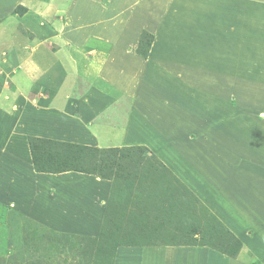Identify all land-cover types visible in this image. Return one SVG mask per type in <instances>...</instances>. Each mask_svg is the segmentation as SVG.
Wrapping results in <instances>:
<instances>
[{
	"label": "crops",
	"instance_id": "0c3cea01",
	"mask_svg": "<svg viewBox=\"0 0 264 264\" xmlns=\"http://www.w3.org/2000/svg\"><path fill=\"white\" fill-rule=\"evenodd\" d=\"M18 1L28 4L22 0H0L1 10ZM31 1L45 5L49 2ZM93 1L96 2L88 0L85 3L88 5ZM71 2L72 5H67L74 8L81 3ZM91 7L90 4L88 9L92 10ZM92 12L95 14L74 17L69 22L71 26L68 33L73 38L55 29L51 39H60L65 43L70 38L73 47L61 53L51 50L46 53L47 57L37 48V63L27 58L21 62L15 53L10 56L9 66L6 64L9 72H14L12 67L16 69L21 65L23 70L16 75V82L21 88L28 87L30 75L40 68L45 74L40 81L58 91L54 97L38 95L35 104L29 101L26 108L20 107L18 125L12 126V122L15 123L14 116L3 112L0 114V203L7 207V248L17 251L23 246L22 223L29 218L55 231L69 233L76 232L75 225L81 221L86 227L83 233L94 234L98 229L95 228L94 220L102 216L98 223L101 227L106 205L113 192V183L109 179L94 174L68 171L64 173H71V177L61 179L60 173L38 171L30 150L29 136L33 135L99 148L123 147L134 143L154 148L181 182L195 191L199 201L242 242L241 249L233 256L205 245L173 246L168 243L147 247L120 246L114 264H144L145 261L151 264H264V112L257 118L260 121L257 124L259 128L251 129L254 117L243 110L251 106H264V102L251 104L254 93L264 89V83L257 82L254 86L251 79L254 70H257V74L261 68L240 72L238 51L234 48L229 50V54H217L218 51L213 56L210 51L206 53L198 48L187 50L184 47L188 46V40L184 36L180 39L179 50H186L185 54L181 55L179 50L166 49L168 43L164 42L156 48L154 45L147 59L135 49V32L124 27L120 29L123 21L115 17L116 13L120 14V9L107 7L106 11L102 9L99 12L100 15ZM197 15L189 16L187 23L200 21V26H204L205 22ZM86 21L96 22L91 26L78 27ZM154 25L152 22V26L148 27L156 30L157 25ZM184 26H187L186 22ZM39 33L45 34L44 31ZM233 38L226 39V42H231ZM94 53L102 57V60L95 61L98 66L96 69L98 75L103 77L102 81L111 87L112 94L98 87L89 90L86 79L83 80L84 75L82 77L80 72L68 70L78 67V58L86 60L87 56L89 58ZM242 55L244 57L246 53ZM221 57V61L228 65L221 64ZM169 70L179 73L181 79L179 82L172 79L162 84L158 77ZM71 73L76 75L75 85L70 84L62 90V75ZM177 85L182 87V91L183 88L189 90L195 87L196 97L185 95L177 98ZM81 88L82 91L79 90ZM67 89L74 93L67 92ZM158 89L163 90L160 101L156 96ZM146 93L148 97L143 96ZM187 93L190 94L189 91ZM238 96L244 97V101L248 100V104L238 102ZM165 99L168 102L162 105ZM255 100L263 101L264 97ZM124 103L131 106L132 114L129 117L130 125L126 124L122 133L116 118ZM163 106L170 110L165 109L167 113H172L170 120L167 113L160 114L159 110ZM178 113L181 116L188 115V118L182 117V121L176 118V124L173 116ZM5 114L7 116L4 117ZM203 117L206 119L202 121ZM208 121H214L218 127H202ZM163 122L171 124L172 132L179 131L180 134L177 137L169 135V132L164 134L160 129ZM224 130H227V134L222 136ZM158 132L163 134L159 140ZM151 133L153 135L150 136ZM110 135L112 139L108 140ZM180 136L183 142H177ZM114 140L120 143L116 144ZM254 143H260L261 147H255ZM164 153L167 155L164 156ZM47 190L49 193L45 194ZM63 216L67 218L66 222H62ZM1 258L0 264H7L8 260Z\"/></svg>",
	"mask_w": 264,
	"mask_h": 264
},
{
	"label": "rangeland",
	"instance_id": "374dc122",
	"mask_svg": "<svg viewBox=\"0 0 264 264\" xmlns=\"http://www.w3.org/2000/svg\"><path fill=\"white\" fill-rule=\"evenodd\" d=\"M22 1H27L28 4L18 1L4 10H1L0 7V114L3 112L14 116L15 123L12 122V126L20 124V119L18 120L20 107L26 108L29 101L35 104L38 95L54 97L58 91L49 88L40 81L45 75L40 68L32 76L30 75L28 87L21 88L16 82V75L23 69L19 65V68L16 69L12 67L11 70L14 72H9L6 64L9 66L10 56L16 53L21 62L27 58L31 62L37 63L39 59L38 53L35 51L37 48L42 50L47 57L46 53L51 50L55 53H61L67 48L73 47V40L70 39L73 37H70L68 33V28L71 26L69 22L74 17L81 18V16L84 17L90 13L95 14L92 11L99 14L102 9L106 11L107 7L120 9V14H115L118 20L123 21L120 29L124 27L133 33L135 32L133 34H136L135 49L138 54L147 59L152 52L151 48L154 45L156 48L158 44L164 42L165 44L168 43L166 49L179 50L181 47L180 39L184 36V39L188 40V46L184 45L187 50L198 48L206 53L210 51L213 56L218 51L217 54L220 52L229 54L230 49H236L238 51V70L245 73L253 70V68H261L257 74L255 73L257 70H254L251 79L254 86L257 82L264 83V0H96L95 3L93 1L88 5L85 3L88 0H78L81 3L75 5V8L71 6L73 0H48L47 5L45 3H32L31 0ZM74 1L78 3V1ZM90 4L92 10L88 9ZM197 14L205 22L204 26H200V21L187 23L189 16L192 17ZM233 19H235L234 23H232ZM230 20L231 22H229ZM95 22L86 21L82 25L79 24L78 27L91 26ZM152 22L157 25L155 29L158 31L148 27L152 26ZM185 22L187 26H184ZM182 27L186 32L182 31ZM55 29L61 34L69 36L70 41L64 43L60 39H51L53 33L56 32ZM43 31L45 34L41 35L39 32ZM230 38H233L229 42L231 45L226 42V39L229 40ZM170 45L172 47H169ZM140 51H144L146 54H142ZM179 51L181 55L187 52L186 50L181 51V49ZM244 53L246 56L242 57ZM176 54L179 56L178 53ZM89 56L86 60L78 58L76 60L78 67L68 68V70H76V72H80L82 77L84 75L83 80L86 79V85L90 87L89 90L98 87L104 92L112 94L111 87L102 81L104 79L98 75L99 71L96 69L98 66L95 61L102 60V57L96 53ZM83 61L87 62L84 63ZM151 63H155V61ZM221 64L228 65L225 61H221ZM175 73L169 70L168 73L163 72V76L157 77L162 84L169 83L172 79L179 82L181 76L179 73ZM61 79L64 80L62 88L64 90L70 84H72L71 86L75 85L76 75L75 73L67 76L62 75ZM177 87L175 90L178 94L177 98L185 97V95L196 97L195 87L189 90L183 88V91L180 85ZM73 89L70 88L69 90ZM69 90L67 89V92L74 93V91ZM79 90L82 91V88ZM157 91L156 96L160 101V98L163 97V90L158 89ZM209 92L210 90L207 91V93ZM62 93L65 97L64 91ZM143 96L148 97V94H143ZM263 97L264 89L254 93L251 104L256 103L255 105H257V103L264 102V100H255V98L263 99ZM228 98L231 99V95ZM237 100L242 102L244 97L238 96ZM165 102H168V99H165L162 105H166ZM248 102V100L244 101L245 104ZM201 103H203L202 100ZM237 105L240 104L237 103ZM165 109L170 111L166 106H163L159 110L160 114L165 115L167 113ZM179 109L183 110L182 108ZM243 110L251 113L252 118L254 117L251 129L259 128L257 124H260V121L257 118L260 113L264 112V106L259 108L251 106V108H244ZM130 112L131 106L129 104L124 103L120 107L116 123L121 126L122 133H124V126L130 125L129 117L132 114ZM171 114V112L167 113L168 120L171 119ZM182 117L188 118V115L175 114L173 116L174 122L177 124V120L182 121ZM176 118L179 119L176 120ZM204 119L206 117H203L202 121ZM198 124L201 125L200 122ZM204 126L206 129L218 127L214 121L210 123L208 121L202 125V127ZM160 129L164 134L169 132V135L173 134L174 137L180 134L179 131L172 132L171 124L168 125L166 122L160 125ZM158 133L159 140L163 134L162 132ZM225 134H227V130L226 132L225 130L222 131L221 135ZM32 137L36 136H29V141ZM109 139H112L111 135L108 137ZM114 142L120 143L118 140H114ZM177 142H183L181 136ZM41 146L46 149V153H42L41 162L43 165L52 168H66L75 166V163L78 162L80 167L95 166L99 170L98 174L110 176L106 179L113 183V192L106 205L107 209L104 212L101 227H99V222H101L102 216L94 220L95 228H98L94 234L86 235L83 233L86 227H83L84 223L81 221L75 225L76 232L69 233V231H55L39 222H33L29 218L22 223L23 246H20L17 251L7 248L5 224V208L7 207L0 203V256H2L1 259L8 260L7 264H114L115 254L120 246L147 247L168 243L173 246L205 245L230 256L241 249L236 239L237 236L206 205L199 201L195 191H191L188 185L181 182L173 169L156 154L157 151L154 148L150 149L146 144L134 143L130 146L108 148L101 154H96L95 150L72 149L61 144L43 143ZM254 146L259 148L261 144L254 143ZM30 150L32 153L31 145ZM38 150L37 153L43 152L42 148ZM65 151L69 153V159L65 157L66 154H62ZM75 155H78L79 159ZM163 155L165 156L167 153ZM68 171L71 172V170H66L49 173H60L61 179H64L71 177V173H64ZM48 189L51 191L50 187ZM47 193H49L48 190L45 194ZM66 219L63 216L62 222H66ZM71 228L73 230L72 226ZM78 228L82 230L79 231ZM11 252H13V256L10 255ZM144 264H151V262L145 261Z\"/></svg>",
	"mask_w": 264,
	"mask_h": 264
},
{
	"label": "trees",
	"instance_id": "16d2710c",
	"mask_svg": "<svg viewBox=\"0 0 264 264\" xmlns=\"http://www.w3.org/2000/svg\"><path fill=\"white\" fill-rule=\"evenodd\" d=\"M140 53L146 54V52L144 53V51H140ZM43 143H45V144L49 143L51 145L61 144L63 146H67V147H70L72 149L78 148L80 150H82V149L95 150L97 152L96 154H101L102 152L108 150V148H99V147H95V146H88V145H82V144H76V143H70V142H63V141L53 140V139H48V138L32 137V138H30V145H31V148H32L34 165H35V168L38 171L62 172V171H66V170H71V171L85 172V173H88V174H96V175H99V176H101L103 178H109L110 177V176L108 177V175H106V174H103V175L98 174L99 170H97L95 166H90L88 168L87 167L86 168L85 167H80L78 162L75 163V166H68L66 168H64V167L52 168V167H47L46 165H43L42 162H41V159L43 157L42 153L43 154L46 153V149H43V147L41 146ZM67 147H65V148H67ZM39 148H42L43 152L37 153V151H39L38 150ZM110 149H114V148H110ZM62 154H66L65 157L67 159H69L68 158V155H69L68 152L65 151V153H62ZM75 156H76L77 159H79L78 155H75ZM236 239L238 240V242L240 244V248H241L242 247V242L238 239V237H236ZM234 255H236V254L234 253Z\"/></svg>",
	"mask_w": 264,
	"mask_h": 264
}]
</instances>
